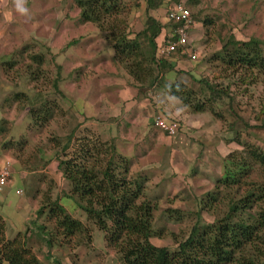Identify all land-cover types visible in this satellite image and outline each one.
I'll return each mask as SVG.
<instances>
[{
    "label": "rangeland",
    "instance_id": "1",
    "mask_svg": "<svg viewBox=\"0 0 264 264\" xmlns=\"http://www.w3.org/2000/svg\"><path fill=\"white\" fill-rule=\"evenodd\" d=\"M176 1L155 0L157 7L147 10L146 0H122V10L118 16L122 21L120 27L128 25L131 30L129 37L135 38V43L146 50L153 30L150 26L154 25L150 17L160 24H166L163 29L168 32L171 27L164 23L165 10ZM180 2L188 5V10L200 14L196 21H192L191 35L188 32L187 38V47L194 50L196 57L194 61L185 55L176 57L177 67L182 68V72L175 73L177 76L174 80L183 90L191 91L193 101L207 99V90L201 91L204 82L216 90L225 86L232 99L229 101L228 97L223 96L221 102L206 101L205 107L216 114L206 110L196 118L190 108L179 107L172 119L179 122L175 136L162 133L163 139L155 140L151 145L146 140L144 150L139 144L122 146L121 141H117L120 142L118 147L124 151L132 147L131 169L133 173L138 169L148 175L144 190L150 197L156 198L153 224L154 229L162 228L163 234L152 236L150 241L169 248L174 246L170 234H175L177 239L186 235L197 216L189 211L195 209L197 198L209 190L213 180L220 176L224 155L237 147L229 139L232 136L229 130L244 132L253 143L264 142V129L251 130L245 125L264 123V70L247 76L240 72L234 75V72L224 70L223 63L218 59L222 42L231 38L247 40L250 36L256 37L262 41L264 54V0ZM20 7L24 9L23 12L17 10V0H0V147L7 143L1 149L15 160L14 164H18L16 168L10 159L12 182L0 189L4 237L15 238L28 254L38 260V264H118L113 251L104 245L103 232L86 219L85 213L78 207V200L65 197L64 192L68 187L56 168L55 148L51 139L52 136L62 137L76 122L85 119L83 113L75 115L72 107L78 93L70 84L78 82L79 70L73 72V57L68 55L70 50L78 52V49L71 47L66 52L58 51V46L75 33L76 29L72 26L75 24L76 7L71 0H20ZM63 14L68 15L67 20H64ZM204 17L209 19V23H202ZM93 27L97 34L91 41L94 44L98 41L102 43V47L99 45L102 50L98 53L104 54L106 51L112 55L102 34ZM23 46H26V50L19 54ZM39 53L43 54L39 80L31 82L24 71L29 65L27 55ZM10 62L15 64L8 67ZM159 65L154 69L158 74L160 70L164 71V63ZM67 76L70 81L64 85L61 80ZM54 78H57L64 96L63 93L62 96L57 95L51 89L49 80ZM79 85V88L84 87L83 83ZM32 86H35V90L44 91L45 97L57 105L56 110H52L51 119L39 129L33 128L26 106L11 96L15 90L30 92ZM181 137L185 138L183 143ZM22 138L25 139L24 143L17 142ZM10 140L17 143L10 147ZM48 199L60 201L65 211L82 223L84 232L69 239L54 233L55 225L47 218V208L40 214L36 213L39 205ZM165 208L181 209L184 215L180 220H173L165 216ZM198 217L203 222L212 219L206 212H201ZM87 233L90 234V244L83 239ZM47 236L48 244L43 241ZM0 264L8 263L1 260Z\"/></svg>",
    "mask_w": 264,
    "mask_h": 264
},
{
    "label": "trees",
    "instance_id": "2",
    "mask_svg": "<svg viewBox=\"0 0 264 264\" xmlns=\"http://www.w3.org/2000/svg\"><path fill=\"white\" fill-rule=\"evenodd\" d=\"M71 1L78 9L79 21L97 28L110 47L113 60L122 64L132 81L141 88H148L157 80L154 69L160 66L159 63H167L168 58L183 55L176 48L156 63V48L168 39L178 23L166 18V23L171 27L167 34L165 30H160L158 20L150 17L154 25L150 26L153 30L148 38V48L144 50L135 43V38L129 37L131 30L128 25L120 27L122 21L118 16L122 10V0ZM157 2L146 0L147 10L155 9ZM189 14L191 20L196 21L200 12L189 10ZM202 23H209V19L204 17ZM187 46L186 43L189 50ZM261 47L262 41L253 36L247 40L231 38L222 42L218 59L223 63L224 70L247 76L264 70ZM25 50L26 46H23L18 53ZM27 58L29 65H26L24 73L31 82H36L39 80L43 54H28ZM14 64L10 62L7 65L10 67ZM49 81L53 92L62 96L56 78ZM203 84L201 91L207 90V99L203 101H193L191 91L183 90L178 83L166 89L191 110H209L215 115L212 109L205 107V102H221L223 96L230 101L229 90L225 86L216 90L208 82ZM35 89L32 86L30 92L15 90L11 96L26 106L33 128L39 129L51 119L52 110H56L57 105L45 97L44 91ZM228 102L226 104L231 106ZM245 125L251 130L264 129V123ZM229 131L232 135L229 139L237 147L224 155L220 176L213 180L209 190L197 198L195 209L189 211L197 216L186 235L177 239L175 234H170L174 241L172 248L150 241L152 236L162 235L163 230L154 229L153 214L157 203L156 198L150 197L144 190L148 175L138 169L133 173L130 159L118 152L112 141L101 139L79 123L74 124L62 137L52 136L51 139L55 148L56 168L68 187L64 192L65 197L78 200V207L85 213L86 219L103 232L104 245L113 251L118 264H264V142L253 143L244 132ZM17 142L24 143L25 139ZM17 142L10 140L9 146ZM3 145L7 143L2 144L1 148ZM56 200L43 202L36 213L40 214L47 208V218L55 225L54 233L64 239L84 232L82 223L70 216ZM201 212L208 213L212 219L203 222L198 217ZM183 213L181 209L165 208V216L173 220H180ZM3 230L0 217V261L38 264V260L28 254L15 238L5 239ZM89 235L87 233L83 237L87 244H90ZM48 236L43 238L47 244Z\"/></svg>",
    "mask_w": 264,
    "mask_h": 264
},
{
    "label": "crops",
    "instance_id": "3",
    "mask_svg": "<svg viewBox=\"0 0 264 264\" xmlns=\"http://www.w3.org/2000/svg\"><path fill=\"white\" fill-rule=\"evenodd\" d=\"M75 9L77 10L74 16L75 24L72 26V28L76 29L75 33H73V36L64 44L58 46V51H69L71 47L73 49H78V52L70 50L69 52L71 53L68 55L73 57V72L76 69L79 70V83L77 82L75 84L72 82L70 84L74 86V89L78 93L76 95L78 97L74 98V104L72 105L73 112L75 115H77L78 112L83 113V118L85 116L83 121H78L76 123L90 129L101 139L112 141L116 150L130 159L132 155L131 150L133 151L132 147L130 150L124 151L118 147L120 142L118 143L117 141H121L122 146L139 144L142 150H144L143 146L146 147V140L148 141L147 144L151 145L153 141L155 142V140L163 139V134H165L154 126L153 121L155 116L160 114L166 118H171L168 120H172L174 119L173 115L177 113L176 111L179 107L185 108L186 106V108H190L166 89L170 85L176 83L174 79L179 71L182 72V68L177 67L176 58L170 57L167 59V63H164L162 67L165 72L160 70L159 74L157 73V80L152 86L148 88L139 87V85L133 82L131 77L125 72L123 66L113 60L109 52L105 51L104 54L98 53L102 50V48L99 47V45L102 47V43L98 41L94 44L95 42L91 41L97 34L96 29L90 23L80 22L78 19V9ZM67 16L68 15L63 14L64 20H67ZM164 21L167 22L166 19H164ZM163 27L164 25L161 24V31L164 30ZM191 30L192 29L189 31V36L191 35ZM169 32L170 30L166 33L168 34ZM53 33L54 32H52V34ZM158 35L160 36V33ZM93 52L97 55L99 54V56L94 55ZM68 63L72 66L70 61ZM68 76L65 78L62 77L61 81L64 82V85L66 82L70 81V77ZM56 82L58 87L57 78ZM164 82H166V84ZM82 83L84 87H87L85 90L84 87H78V85ZM58 89L59 91H63L59 87ZM190 111L195 115V118L201 115V113L207 112L205 110L197 112L191 109ZM180 134L183 136L181 132ZM173 136H175V134ZM182 138L183 137L180 139ZM184 139H182L181 143H183ZM139 151L138 149V152ZM4 158L8 159L9 163L11 159L14 164L15 160L8 156L5 151L3 152L0 147V161ZM14 166L17 168L18 164L16 163ZM9 171L10 176L6 184L12 182L11 170L9 169ZM18 173L20 174L21 171H18ZM58 203L61 204L60 201H58Z\"/></svg>",
    "mask_w": 264,
    "mask_h": 264
},
{
    "label": "built area",
    "instance_id": "4",
    "mask_svg": "<svg viewBox=\"0 0 264 264\" xmlns=\"http://www.w3.org/2000/svg\"><path fill=\"white\" fill-rule=\"evenodd\" d=\"M166 18L179 25L169 34L168 39L156 48V63L158 64L160 59L169 56L176 48H179L180 53L185 55L190 61H194L196 53L194 50L186 48L188 32L192 26L189 10L180 2L174 3L167 10ZM153 124L167 135H174L178 130V123L175 120H168L160 115L155 116ZM9 164V160L6 158L0 161V189L9 179Z\"/></svg>",
    "mask_w": 264,
    "mask_h": 264
},
{
    "label": "clouds",
    "instance_id": "5",
    "mask_svg": "<svg viewBox=\"0 0 264 264\" xmlns=\"http://www.w3.org/2000/svg\"><path fill=\"white\" fill-rule=\"evenodd\" d=\"M17 10L20 11V12H23L24 11V9H22L20 7V0H17Z\"/></svg>",
    "mask_w": 264,
    "mask_h": 264
}]
</instances>
